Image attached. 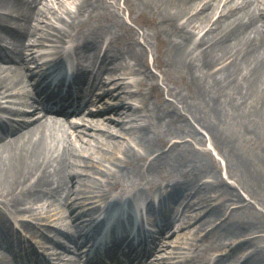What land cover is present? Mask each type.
<instances>
[{
  "label": "bare ground",
  "instance_id": "bare-ground-1",
  "mask_svg": "<svg viewBox=\"0 0 264 264\" xmlns=\"http://www.w3.org/2000/svg\"><path fill=\"white\" fill-rule=\"evenodd\" d=\"M45 48L76 99L111 114L72 131L49 117L73 96L50 84ZM203 133L228 153L236 187L215 161L207 169ZM250 186L264 187V0H0V264H41L47 242L57 250L46 264H167L161 252L170 264H226L200 243L215 230L242 250L230 264H264V245L244 247L264 240ZM84 196L96 226L79 211ZM54 201L64 207L51 239ZM144 212L159 216L151 233Z\"/></svg>",
  "mask_w": 264,
  "mask_h": 264
},
{
  "label": "rangeland",
  "instance_id": "rangeland-1",
  "mask_svg": "<svg viewBox=\"0 0 264 264\" xmlns=\"http://www.w3.org/2000/svg\"><path fill=\"white\" fill-rule=\"evenodd\" d=\"M120 15L126 20V22H127V24L129 26H131L134 29H138L135 26V24L130 21V19L128 18L127 13L125 11L124 12H121ZM139 40H140L141 43H143V40H142L141 37H139ZM41 51H42L41 53L45 54L44 59H46V58H49L50 59L51 58V55H52L51 52H52V50H50L48 48H45L44 50H41ZM25 53L28 54L29 53V50H26ZM41 53H38V54H41ZM156 54H157V51L155 50V48L154 47H151L149 49L148 53H147L146 60H147L148 65L151 68V71L157 73L156 69L154 67H152L153 61H154V57H155ZM29 67H31L32 69H34L35 64L29 65ZM24 72L25 73H28L30 71L28 69H25ZM103 77H106V75L103 74ZM136 79H140V77L139 76H136L135 78H132V81H135ZM99 87H101V86H93L92 90H95V88H99ZM153 96L156 97V90L153 93ZM108 113L109 112H105L104 114L107 115ZM202 135L205 136V139H206L205 144L203 146L195 145V147L197 149L204 148V149H206L207 151L210 152V157L213 159V162L206 161L207 162V167H208L207 169L212 168V165L216 162V165H217V167L219 169V175L225 181H227V183L229 185H232V187L233 186L236 187L235 182L233 180H230L228 178V173H230V168L228 166V160H229L228 159L229 158L228 153L226 152V150L224 148H221V149L219 148L220 149V152L215 151L213 149L212 145H211V141L208 140L207 135H205L204 133ZM258 144H259V142H255L253 145L251 143H246L242 147L244 149H246V150L252 151V149H253L252 147H255ZM195 156H196V153H192L190 155V158L192 159ZM233 171H235V169H233ZM203 179L206 180L207 178H203ZM255 187L250 186V189L252 190V194H251V197H248V200L247 201L250 202L251 205H253L255 207L256 212H258L259 214H261L262 217H260V220L261 221H264V205L261 204V201L264 200V187H262V186H255ZM210 193L211 192H208L209 195H212ZM90 203H91V201H89L88 198L86 196H84L82 198V203H81V207L79 208V211L81 213H84V214H88L89 213V215H90L91 212H92L91 211L92 210V205H90ZM63 207L64 206L61 203H57L56 201L52 202L51 211H50V217L47 220V226L50 229L49 236L52 239L56 238L57 234L55 233L54 229L59 226V223L56 220V218H55L56 216L54 214L58 210H62ZM234 220L236 221V219H234ZM68 222H69V220L66 219L65 222H64V225H63V228L64 229L67 227L66 225H67ZM237 222H240V221H237ZM240 226H242V225H240ZM249 228H250V224L249 225H245L244 228H242V230H241L242 233H244V230H245V232H247V230ZM68 229H70V228L68 227ZM68 229L66 231H68ZM215 231H216L215 233L210 232L209 233L210 235H209L208 239L205 240V241H202L204 238H200L201 239L200 240L201 245H203V244L211 245L212 244V245H214L217 248V250L215 252L214 251H211L210 252V255H211L210 257L214 256V258H216L215 256H218V255H221V254H226L225 256H222V257H224L226 259V264H230V262H232L233 260H235L236 257H238V256H240V259L239 260H242L244 258L243 256H241V251L242 250H237V249H236V251L233 250V248L236 246L234 244L235 237H231V238L230 237H227V238H224L221 235V233L220 234H217L218 233V230H215ZM261 233L264 234V226H262ZM242 235L239 236V239L243 238ZM169 237H170V239H173L174 238V235L172 233H170L169 234ZM48 243H50V242H47V244ZM226 243H228V245H231V249H230V247H228V248H225L224 247L226 245ZM260 245H264V240H262V241H253L251 243V245L247 243L244 247H245V250L248 249L246 252L249 253L251 251H255L256 252L258 250L257 247L260 246ZM250 246H252V247L249 248ZM180 252H182V251H179V253ZM228 254H229V256H228ZM168 257H170V258L166 259L165 261H169V259H171V255H169ZM178 260H179V258H178ZM170 263L171 262H168V264H170Z\"/></svg>",
  "mask_w": 264,
  "mask_h": 264
}]
</instances>
